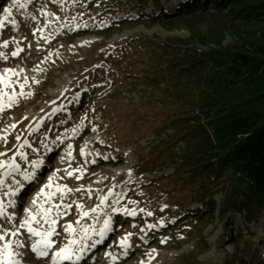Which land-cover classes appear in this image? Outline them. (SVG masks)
Segmentation results:
<instances>
[{
    "label": "rangeland",
    "instance_id": "374dc122",
    "mask_svg": "<svg viewBox=\"0 0 264 264\" xmlns=\"http://www.w3.org/2000/svg\"><path fill=\"white\" fill-rule=\"evenodd\" d=\"M196 1L0 0V264L75 236L78 264H264V200L248 215L238 173L191 171L251 96L229 57L264 46V15Z\"/></svg>",
    "mask_w": 264,
    "mask_h": 264
},
{
    "label": "trees",
    "instance_id": "16d2710c",
    "mask_svg": "<svg viewBox=\"0 0 264 264\" xmlns=\"http://www.w3.org/2000/svg\"><path fill=\"white\" fill-rule=\"evenodd\" d=\"M208 1L216 7L230 4V14L235 18L264 15V0H197L193 7L203 8ZM182 7L191 10L192 6L184 3ZM229 61L230 73H234L237 80L250 81L251 96L246 95L242 101L234 104L232 111L221 116L224 119L221 124H214L216 139L211 145L213 153H207L204 158L192 163L191 171L201 169L199 173L210 172L214 175L219 169H231L238 173L245 185V191L238 195L243 199H239L238 203L249 215L253 209H261L264 200V115L261 110L250 111V101L256 100L258 95L253 92L256 89L264 92V46L234 50ZM209 109L206 107L204 113Z\"/></svg>",
    "mask_w": 264,
    "mask_h": 264
},
{
    "label": "bare ground",
    "instance_id": "6f19581e",
    "mask_svg": "<svg viewBox=\"0 0 264 264\" xmlns=\"http://www.w3.org/2000/svg\"><path fill=\"white\" fill-rule=\"evenodd\" d=\"M83 30V31H82ZM85 29H81L82 32H84ZM119 157V156H118ZM41 162V161H40ZM42 163V162H41ZM41 163H37L35 164L37 167L40 166V165H43ZM2 164V162H0V165ZM27 179H25V182H27L26 180H28V176H26ZM71 226L68 228L69 231H71ZM28 230L34 234V230H32L31 227H28ZM105 232L103 231L97 238L94 237L91 241V243L88 245L87 244V248H94V246L98 245L103 238H101L103 236ZM76 237V240H75V243H77V247L74 249L73 247L70 248V247H64L62 249H60L59 251H57L53 257H57V259L59 260L60 258L62 257H69L72 259V263L74 262V264H78L80 263L81 261V257L84 253H87L88 251L85 249L83 250L82 249V246L83 244L85 243L86 240H84V238H79V236H75ZM86 239V237H85ZM49 240L47 237H45V235H38V236H35L34 239L32 240L31 244H32V247H34V249L36 250H44L43 248L45 246H47V244H49ZM97 248V247H95ZM56 259V260H57ZM63 261V260H62ZM54 263V262H53ZM4 264H20V259H19V254L16 255V252H9V254L6 256V259L4 261Z\"/></svg>",
    "mask_w": 264,
    "mask_h": 264
},
{
    "label": "water",
    "instance_id": "95a60500",
    "mask_svg": "<svg viewBox=\"0 0 264 264\" xmlns=\"http://www.w3.org/2000/svg\"><path fill=\"white\" fill-rule=\"evenodd\" d=\"M225 225H227V230L225 232L226 239L224 244L222 245L223 249L226 250L228 253H233L234 251V229L232 224H228V221L225 220Z\"/></svg>",
    "mask_w": 264,
    "mask_h": 264
}]
</instances>
